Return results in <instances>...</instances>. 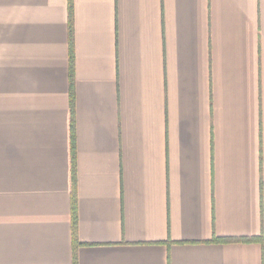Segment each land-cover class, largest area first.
Instances as JSON below:
<instances>
[{"label": "crops", "instance_id": "1", "mask_svg": "<svg viewBox=\"0 0 264 264\" xmlns=\"http://www.w3.org/2000/svg\"><path fill=\"white\" fill-rule=\"evenodd\" d=\"M71 1L0 0V264H264V0Z\"/></svg>", "mask_w": 264, "mask_h": 264}, {"label": "trees", "instance_id": "2", "mask_svg": "<svg viewBox=\"0 0 264 264\" xmlns=\"http://www.w3.org/2000/svg\"><path fill=\"white\" fill-rule=\"evenodd\" d=\"M71 14H72V1L70 0V23H72ZM71 75H73V67L71 68ZM74 221H75V232H76L77 231V214H76L75 209H74ZM75 240H76V246H77L78 245L77 235L75 236ZM230 240H233V241H246V242L255 241V240L264 241V236H261V237H243V238H235V239H230ZM75 264H77V259L75 261Z\"/></svg>", "mask_w": 264, "mask_h": 264}]
</instances>
